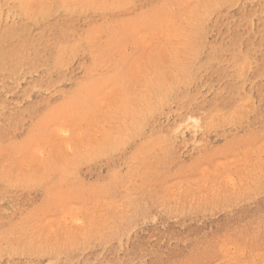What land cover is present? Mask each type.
I'll list each match as a JSON object with an SVG mask.
<instances>
[{
	"label": "rangeland",
	"instance_id": "obj_1",
	"mask_svg": "<svg viewBox=\"0 0 264 264\" xmlns=\"http://www.w3.org/2000/svg\"><path fill=\"white\" fill-rule=\"evenodd\" d=\"M0 264H264V0H0Z\"/></svg>",
	"mask_w": 264,
	"mask_h": 264
}]
</instances>
